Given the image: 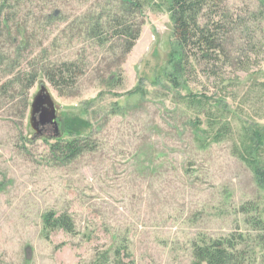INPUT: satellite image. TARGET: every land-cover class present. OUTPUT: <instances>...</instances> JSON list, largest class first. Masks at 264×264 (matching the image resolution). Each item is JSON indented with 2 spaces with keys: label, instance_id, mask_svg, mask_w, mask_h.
I'll return each instance as SVG.
<instances>
[{
  "label": "rangeland",
  "instance_id": "1",
  "mask_svg": "<svg viewBox=\"0 0 264 264\" xmlns=\"http://www.w3.org/2000/svg\"><path fill=\"white\" fill-rule=\"evenodd\" d=\"M137 1L3 7L0 264H193L195 244L232 235L243 237L246 264H264V185L242 159L246 126L264 128V2L223 0L213 64L180 79L168 66L170 14ZM121 21L139 35L130 51L132 40L116 36ZM62 63L77 64L74 85L46 76ZM41 84L58 139L52 127L35 139L30 127ZM191 92L202 106L189 104ZM73 120L82 133L70 157L53 146L75 140L63 131ZM51 214L73 232L47 228Z\"/></svg>",
  "mask_w": 264,
  "mask_h": 264
},
{
  "label": "trees",
  "instance_id": "2",
  "mask_svg": "<svg viewBox=\"0 0 264 264\" xmlns=\"http://www.w3.org/2000/svg\"><path fill=\"white\" fill-rule=\"evenodd\" d=\"M8 0H1L0 13ZM129 4L133 0H126ZM264 2V0H262ZM136 8H141L149 5L152 8L166 9L170 14L174 24V36L176 39V47L170 54V61L168 66L170 71L179 75L180 79H184L191 71H195L198 64L203 61L207 66L212 65L214 56L219 48H221L218 31L222 29L220 26L221 19L220 10L223 6V0H138L135 2ZM264 6V5H263ZM8 23L7 21H4ZM116 36L126 41H131L129 44V51L134 47L139 35L132 36V31L125 22H119L115 26ZM212 63V64H211ZM175 65L176 73L172 69ZM77 64L62 63L60 67L49 70L46 76L54 86L67 87L76 83L79 73H77ZM169 70V68L167 69ZM179 72V73H178ZM168 75V71L166 72ZM182 73V74H181ZM171 77L172 75H168ZM178 76L173 79V86H179ZM33 78V84L35 83ZM142 93L140 87L136 88L132 95ZM189 104L192 107H200L203 105L201 99L189 94ZM81 123L77 120L66 121L63 131L70 137H75L73 141L58 143L53 146L54 150L64 149L70 157L78 153L79 143L78 139L81 136ZM221 136V135H217ZM77 139V140H76ZM243 145L245 154L242 155L245 161L256 174L260 183L264 185V160L260 158L264 147V128L260 124L252 123L245 128V135L243 137ZM219 142L220 140H214ZM60 145H62L60 147ZM46 226L49 229L56 227L65 228L68 232H73V225L67 216L55 219L54 216L49 215L45 219ZM243 242V237L232 235L226 239L210 241L204 246L194 245V261L193 264H246L247 253L246 250H239V242Z\"/></svg>",
  "mask_w": 264,
  "mask_h": 264
},
{
  "label": "water",
  "instance_id": "3",
  "mask_svg": "<svg viewBox=\"0 0 264 264\" xmlns=\"http://www.w3.org/2000/svg\"><path fill=\"white\" fill-rule=\"evenodd\" d=\"M30 127L35 133V139L44 137V131L48 127H52L55 130L56 135L54 138L58 139L62 135L59 132V118L56 103L44 84L40 85L39 92L31 104Z\"/></svg>",
  "mask_w": 264,
  "mask_h": 264
},
{
  "label": "flooded vegetation",
  "instance_id": "4",
  "mask_svg": "<svg viewBox=\"0 0 264 264\" xmlns=\"http://www.w3.org/2000/svg\"><path fill=\"white\" fill-rule=\"evenodd\" d=\"M48 128H49V127H48ZM48 128H46V130L44 131V133L47 132Z\"/></svg>",
  "mask_w": 264,
  "mask_h": 264
}]
</instances>
